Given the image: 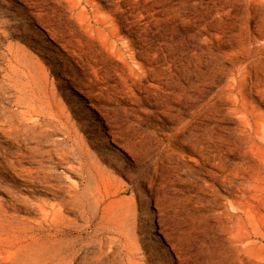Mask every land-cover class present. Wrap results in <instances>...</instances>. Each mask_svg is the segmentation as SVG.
<instances>
[{"label": "rangeland", "instance_id": "rangeland-1", "mask_svg": "<svg viewBox=\"0 0 264 264\" xmlns=\"http://www.w3.org/2000/svg\"><path fill=\"white\" fill-rule=\"evenodd\" d=\"M252 82L264 88V0H0V114L31 110L43 149L64 139L67 157L22 165L78 181L93 222L64 211L63 234L31 231L27 210L56 198L0 166V264H67L52 256L76 237L71 264H264V228L239 227L220 180L257 165L240 124L246 100L264 119Z\"/></svg>", "mask_w": 264, "mask_h": 264}, {"label": "bare ground", "instance_id": "bare-ground-1", "mask_svg": "<svg viewBox=\"0 0 264 264\" xmlns=\"http://www.w3.org/2000/svg\"><path fill=\"white\" fill-rule=\"evenodd\" d=\"M247 78L252 79V75H249V77L247 76ZM248 85L250 88L251 84ZM253 85H255L260 96L264 98V88L254 83ZM244 105L248 112V114L245 115L247 119L244 118V121L240 120V124L244 123L249 131L248 137L251 142L250 149L257 165L256 167H245L243 172H241L243 175L239 172H235L238 176H242L238 182H233L225 176L221 177L220 180L225 187L235 192V198L229 200V206L232 211L231 216H237L239 219L245 217L248 222L240 221L239 227L241 229L250 227L252 230L249 234L251 235L252 232L262 231V228H264V217L260 213V211H264V119L262 117L252 119L255 112L252 108H249L248 100H246ZM0 113H3L2 109H0ZM14 117L4 116V114H2L0 118V134H2L0 136V143H2V145H0V157L3 159V164H0L1 169L14 182L18 183L21 181V184L25 186L31 185L33 187L41 185L48 189V194L56 198L55 203L42 200L35 205V209L27 210V212L34 213L39 218L36 221H30V223L34 225L30 230L42 232L43 228H45L43 226L48 225L50 229L55 231L51 237L63 234V229L66 228L64 211L84 217L87 226H92L93 222L90 216L89 204L85 196L86 189L82 188L78 181H69V184L66 185L56 182V177L52 170L22 165V162L43 161L44 159L42 156L44 155H49L52 162H55V160L52 159V154H55L59 158L67 157L68 150L64 139L56 140L55 143L57 148L43 149L47 141L46 137L48 132L43 128V124L40 120L34 116V113H32L31 110L21 112V118H17L18 121ZM28 141L37 144L31 146L27 144ZM204 158L208 161L207 164L209 165H211L212 161H215L212 166L219 169L217 166L218 161L215 156L207 155ZM83 165V161L80 162L79 166H74L70 163L66 166V170L71 174H76L75 171L84 170ZM11 173H13V175ZM14 175L19 181L14 178ZM219 176L221 175H216V177ZM60 193L63 195H60ZM13 201L17 204L16 202H18V199H13ZM257 214L263 219L257 218ZM0 215L7 216L6 210L1 205ZM75 228L77 229L76 232H80V226L76 225ZM1 229L2 225L0 224V230ZM262 237H264V232H262ZM30 238L39 244L42 249L46 250L43 242V235L40 234L38 237L31 236ZM39 241L43 243H39ZM3 242L4 240L0 239V245H2ZM84 248L85 243L80 237H76L65 242L62 246L60 245L52 258L59 259L60 261L66 260L67 264H71L74 260L80 259L79 257ZM11 254L12 253H10L9 256H12Z\"/></svg>", "mask_w": 264, "mask_h": 264}]
</instances>
